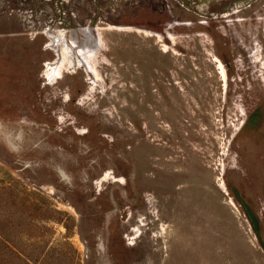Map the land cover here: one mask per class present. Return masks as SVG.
Returning <instances> with one entry per match:
<instances>
[{
	"label": "rangeland",
	"instance_id": "374dc122",
	"mask_svg": "<svg viewBox=\"0 0 264 264\" xmlns=\"http://www.w3.org/2000/svg\"><path fill=\"white\" fill-rule=\"evenodd\" d=\"M0 240L264 264V0H0Z\"/></svg>",
	"mask_w": 264,
	"mask_h": 264
},
{
	"label": "trees",
	"instance_id": "16d2710c",
	"mask_svg": "<svg viewBox=\"0 0 264 264\" xmlns=\"http://www.w3.org/2000/svg\"><path fill=\"white\" fill-rule=\"evenodd\" d=\"M0 244H2V247H0V251L4 252V243L0 240Z\"/></svg>",
	"mask_w": 264,
	"mask_h": 264
}]
</instances>
